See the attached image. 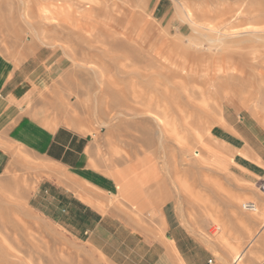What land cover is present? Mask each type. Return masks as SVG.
Segmentation results:
<instances>
[{
	"label": "rangeland",
	"instance_id": "obj_1",
	"mask_svg": "<svg viewBox=\"0 0 264 264\" xmlns=\"http://www.w3.org/2000/svg\"><path fill=\"white\" fill-rule=\"evenodd\" d=\"M0 114V264H108L48 214L54 170L27 129L62 126L134 161L218 264H264L242 209L264 200V0H0Z\"/></svg>",
	"mask_w": 264,
	"mask_h": 264
},
{
	"label": "crops",
	"instance_id": "obj_2",
	"mask_svg": "<svg viewBox=\"0 0 264 264\" xmlns=\"http://www.w3.org/2000/svg\"><path fill=\"white\" fill-rule=\"evenodd\" d=\"M27 131L30 145L54 170L47 197L53 201L48 209L51 221L65 217L63 229L83 235L84 244L108 264H218L213 252L183 224L175 202L164 200L160 188L159 199L152 195L150 178L133 169L134 161L129 167L108 164L101 138L63 126ZM230 146L241 150L238 142ZM239 169L251 175L247 161L234 159L230 170ZM255 199L261 212L243 218L264 222V200L259 195Z\"/></svg>",
	"mask_w": 264,
	"mask_h": 264
},
{
	"label": "bare ground",
	"instance_id": "obj_3",
	"mask_svg": "<svg viewBox=\"0 0 264 264\" xmlns=\"http://www.w3.org/2000/svg\"><path fill=\"white\" fill-rule=\"evenodd\" d=\"M33 2V1H32ZM59 3V2H58ZM68 5V4H67ZM101 5V4H100ZM32 6V5H31ZM52 7V6H51ZM58 7V6H57ZM49 9V8H48ZM52 9V8H51ZM50 9V10H51ZM97 10V9H96ZM95 10V8H93V7H89V8H87V9H85V10H83L82 8L81 9H79L78 10V14H79V16H81V18L83 19V18H85V17H90L91 15H93V16H95L96 17V15L98 14L97 13V11ZM33 11V10H32ZM65 12V11H64ZM101 11H99V13H100ZM29 13V12H28ZM65 15H67V16H72L73 15V13L70 11V10H66V12L64 13ZM101 16L102 15H105L106 17H112V16H114V14L113 13H111L110 11H108V10H103L102 11V13L100 14ZM27 18V17H26ZM85 21V20H84ZM103 21V20H102ZM92 22V21H91ZM78 23V22H77ZM97 23V22H96ZM102 23V22H101ZM101 23L99 24V25H101ZM106 24V23H105ZM111 24V23H110ZM102 26V25H101ZM109 26V25H108ZM111 28V27H110ZM93 32V31H92ZM90 33V32H89ZM102 33H100V35H101ZM90 38V37H89ZM104 40V39H103ZM113 40V39H112ZM101 41H102V39H101ZM114 41H115V39H114ZM103 42V41H102ZM105 42V41H104ZM113 42V41H112ZM163 58V57H162ZM168 59V58H167ZM168 61V60H167ZM164 84V83H163ZM124 91V90H123ZM145 93V92H144ZM114 94H120V92H116V93H114ZM146 95V94H145ZM169 95V94H168ZM119 96V95H118ZM119 98H122V96L120 95L119 96ZM175 98V97H174ZM139 100V99H138ZM140 105V104H139ZM147 105V104H146ZM154 105V104H153ZM152 105V106H153ZM151 106V104H150V107H152ZM146 107V106H145ZM147 108V107H146ZM149 108V107H148ZM152 108H154V107H152ZM150 109V108H149ZM145 110V109H144ZM147 111H148V109H147ZM164 111V110H163ZM153 113H154V111H153ZM156 114V113H155ZM154 116V115H153ZM157 115H155V117H156ZM158 117V116H157ZM160 117H161V115H160ZM162 121H164V120H162ZM198 156V155H197ZM238 201V200H237ZM257 206V205H256ZM257 213H259V212H261V209L257 206V211H256ZM264 225V224H263ZM217 229L218 230H222L221 229V227H217ZM222 232V231H221ZM226 232H227V227L225 226V229H224V231L222 232V234H221V237H220V239L222 238V236H225V234H226ZM247 250H243V251H241V252H239V253H237L236 255H235V260H234V263L235 264H239L240 262H242L243 261V259L245 258V256H246V254H247Z\"/></svg>",
	"mask_w": 264,
	"mask_h": 264
},
{
	"label": "built area",
	"instance_id": "obj_4",
	"mask_svg": "<svg viewBox=\"0 0 264 264\" xmlns=\"http://www.w3.org/2000/svg\"><path fill=\"white\" fill-rule=\"evenodd\" d=\"M260 190L262 195L264 196V183L260 186ZM242 209L247 212H256L257 211V206L255 203L249 202L246 203L242 206ZM213 260L209 261V264H212Z\"/></svg>",
	"mask_w": 264,
	"mask_h": 264
}]
</instances>
